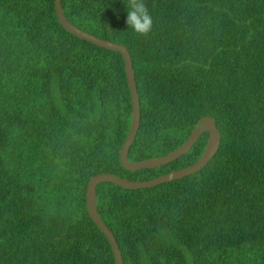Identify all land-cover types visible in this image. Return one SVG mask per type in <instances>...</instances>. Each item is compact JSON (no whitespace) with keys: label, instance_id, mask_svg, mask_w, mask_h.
Returning <instances> with one entry per match:
<instances>
[{"label":"trees","instance_id":"16d2710c","mask_svg":"<svg viewBox=\"0 0 264 264\" xmlns=\"http://www.w3.org/2000/svg\"><path fill=\"white\" fill-rule=\"evenodd\" d=\"M61 0L67 20L131 55L141 120L132 163L164 157L211 117L221 142L199 172L149 189L96 188L124 264H264V0ZM132 123L118 52L68 33L54 0H0V264H116L86 207L89 180L147 181L195 164L208 134L129 172Z\"/></svg>","mask_w":264,"mask_h":264},{"label":"water","instance_id":"95a60500","mask_svg":"<svg viewBox=\"0 0 264 264\" xmlns=\"http://www.w3.org/2000/svg\"><path fill=\"white\" fill-rule=\"evenodd\" d=\"M54 4H55V12L57 19L60 25L68 33L81 40L87 41L97 47L113 52H118L122 55L124 59L126 79L129 87L131 104H132V123L127 138L121 149V153L119 157L120 164L124 170L129 172H136L140 170L155 169L170 164L175 160L179 159L180 157H182L183 155H185L187 152H189L191 148L197 143V141L202 137L203 134H208L207 146L203 156L195 164L185 169L171 172L159 178L147 180V181L135 182V181L125 180L123 178L111 174H101L98 176H94L89 180L87 186V192H86V207L88 214L91 220L94 222V224L99 228L100 232L107 238L113 251L115 263L124 264L122 254L120 252L115 237L106 227V225L102 222L99 216L97 209V194H96L97 186L101 183L108 182L115 184L116 186H119L120 188L125 190L149 189L164 183L180 180L182 178L195 174L199 172L202 168H204L216 155L220 147L221 135L213 119L211 117H204L199 121L196 128L194 129L190 137L186 140V142L182 144L174 152L158 159L146 160L136 163L130 162L128 160L129 150L136 138L141 120V112H140L141 105L136 87L135 72L133 70L131 55L127 50V48L121 44H116L107 40H102L100 38H97L89 33H86L76 28L65 17L61 5V0H54Z\"/></svg>","mask_w":264,"mask_h":264},{"label":"clouds","instance_id":"9594fccd","mask_svg":"<svg viewBox=\"0 0 264 264\" xmlns=\"http://www.w3.org/2000/svg\"><path fill=\"white\" fill-rule=\"evenodd\" d=\"M126 25L133 33L145 36L153 28V19L145 0H129L126 9Z\"/></svg>","mask_w":264,"mask_h":264}]
</instances>
